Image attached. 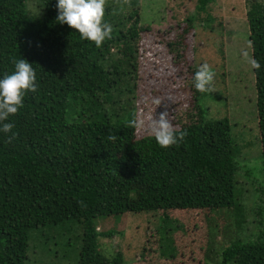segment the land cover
I'll return each instance as SVG.
<instances>
[{
    "label": "trees",
    "instance_id": "1",
    "mask_svg": "<svg viewBox=\"0 0 264 264\" xmlns=\"http://www.w3.org/2000/svg\"><path fill=\"white\" fill-rule=\"evenodd\" d=\"M31 1L40 19L28 15L26 0H0V79L21 58L32 64L38 85L9 118L16 138L9 143L11 133L0 131V264H24L28 238L53 228L82 234L77 264H125L120 252L106 257L100 251L99 237L114 232H98L96 220L175 210H231L237 232L215 264H264V203L257 215L243 213L230 124L205 119L194 76L197 111L179 129L187 131L185 139L168 149L152 136L135 139L130 122L136 118V60L145 31L138 0L131 7L108 0L104 21L113 32L100 48L57 22V0ZM213 1L197 0L195 13L208 15ZM247 27L260 64L253 72L264 172V6L252 5ZM47 245L49 260L41 264H57Z\"/></svg>",
    "mask_w": 264,
    "mask_h": 264
},
{
    "label": "rangeland",
    "instance_id": "2",
    "mask_svg": "<svg viewBox=\"0 0 264 264\" xmlns=\"http://www.w3.org/2000/svg\"><path fill=\"white\" fill-rule=\"evenodd\" d=\"M196 2L137 1L139 24L145 31L138 42L135 120L144 119L146 126L149 116L158 118L167 110L177 129L190 124L197 111L192 78L201 65L208 64L215 73L212 84L215 91L202 93L198 103L206 120H228L231 139L237 147L235 179L245 195L243 213L252 211L257 215L264 203L263 151L256 78L244 54L254 59L248 40L247 13L252 5L264 6V0H214L208 7V15L195 13ZM32 4L26 0L28 15L40 19L37 10L32 12ZM191 17L195 21L190 25L187 19ZM156 99L162 101L158 107ZM134 134L135 139L150 136L145 130L135 129ZM232 221L231 210L159 211L156 216L128 212L99 217L96 230L105 234L114 232L111 238L99 237V249L106 257L120 252L125 264H215L219 251L234 241L237 228L234 229ZM238 227L244 229L245 223ZM81 236L76 230L62 228L35 233L28 238L24 264L49 260L45 252L47 242L57 253L54 257L57 264H77ZM165 243L170 244L168 252L164 251Z\"/></svg>",
    "mask_w": 264,
    "mask_h": 264
},
{
    "label": "clouds",
    "instance_id": "3",
    "mask_svg": "<svg viewBox=\"0 0 264 264\" xmlns=\"http://www.w3.org/2000/svg\"><path fill=\"white\" fill-rule=\"evenodd\" d=\"M115 2L121 7L124 5L131 7V0H115ZM107 3L108 0H57V22L67 24L70 29L80 34L82 40L90 41L100 48L106 39L112 38L113 32L112 26L104 21ZM244 55L250 66L259 70V62L247 53ZM14 66L15 70L12 74H5L3 79H0V131L11 133L8 137L9 143L17 136L13 131L14 123L8 122L9 118L23 108L25 94L35 92L38 87L32 64L20 58L14 61ZM214 76L215 73L208 64L201 65L194 74L196 90L200 93H213ZM161 102L159 99L154 101L156 107L160 106ZM147 120L146 126L144 119L133 120L130 126L137 131H147L162 149L178 146L187 136L186 130H179L173 125L167 110L161 112L158 118L151 115ZM108 139L115 141L117 136L109 134Z\"/></svg>",
    "mask_w": 264,
    "mask_h": 264
}]
</instances>
